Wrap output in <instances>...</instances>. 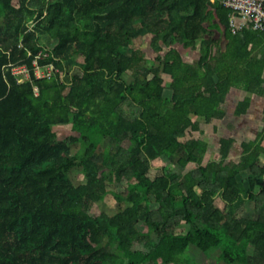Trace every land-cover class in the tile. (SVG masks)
Wrapping results in <instances>:
<instances>
[{"label":"trees","instance_id":"1","mask_svg":"<svg viewBox=\"0 0 264 264\" xmlns=\"http://www.w3.org/2000/svg\"><path fill=\"white\" fill-rule=\"evenodd\" d=\"M229 13L219 0H0V264H187L191 248L264 264V112L236 162L234 137L204 163L208 142L188 136L224 118L231 89H263L259 32L231 33ZM36 59L56 71L36 78ZM64 125L75 135L59 141ZM108 195L117 212L93 216Z\"/></svg>","mask_w":264,"mask_h":264},{"label":"rangeland","instance_id":"2","mask_svg":"<svg viewBox=\"0 0 264 264\" xmlns=\"http://www.w3.org/2000/svg\"><path fill=\"white\" fill-rule=\"evenodd\" d=\"M138 36L141 35V30H139ZM139 42H142V49L144 51H146L147 53L150 54L151 57H154L155 54H153L150 50V47L148 46L149 44V38H144L143 36H141V38H137ZM177 49L181 52L183 59L187 62H192L194 61L197 56L198 53H196L195 50H190V49H182L181 46H177ZM152 61H149L147 63V65H151ZM57 140L59 141H64L66 140L69 136L71 135H75L74 132L71 131L70 126L69 125H64V126H57L53 129ZM228 133H222L221 129H217L215 132L212 131L211 127H206L203 126L202 127V133H191L190 137H201L202 139H205L208 144H209V148H208V153L205 156V160L204 163L208 160H218L219 159V154H218V138L221 137L222 135H227ZM238 139V137H237ZM121 145L123 147H129L130 143L128 141H125L123 143H121ZM77 147L76 145L72 146V148ZM110 148V149H115L117 147V144L113 143V142H108V141H104V143L101 145V148ZM241 149L238 145H234L231 149V153L228 157L227 160H232V161H238L239 155H240ZM264 160V158H262ZM158 165H162V167L166 168V169H173L174 166L171 165L165 158H162L158 163ZM189 169H193L195 168L194 165L189 164L188 165ZM69 178L71 179V181L76 184L78 183L82 177L81 175L77 174V170H74L72 172L69 173ZM116 204L114 199L112 198L111 195H108L104 198L103 201L101 202H97L93 205L92 209H91V214L93 216H96L100 213H105L109 216L114 215L117 212V208H116ZM247 211H251L253 209L252 204L249 205L247 204L246 206ZM101 241L104 242V238H101ZM191 248V247H190ZM189 259L187 264H215V260L214 258H206L203 255H201L197 250H195L194 248L189 249V251L187 252Z\"/></svg>","mask_w":264,"mask_h":264},{"label":"crops","instance_id":"3","mask_svg":"<svg viewBox=\"0 0 264 264\" xmlns=\"http://www.w3.org/2000/svg\"><path fill=\"white\" fill-rule=\"evenodd\" d=\"M249 30L254 32L250 27ZM220 44L222 49H224L226 41L221 39ZM249 47L253 48L252 53L255 57L264 59V32H259L255 41L249 44ZM195 51L198 53L197 50ZM262 79L264 81V68ZM262 87L263 89H258V91H254L252 86L247 90L231 89L221 106L226 114L221 121H213L211 123L212 131L215 132L217 129H221L222 133L227 132V136L235 138L236 142L234 145L238 146L241 142L253 140L263 125L264 85ZM244 99L249 101V107L244 114L235 117L233 114L234 108L239 101ZM262 161L264 160L262 159Z\"/></svg>","mask_w":264,"mask_h":264},{"label":"built area","instance_id":"4","mask_svg":"<svg viewBox=\"0 0 264 264\" xmlns=\"http://www.w3.org/2000/svg\"><path fill=\"white\" fill-rule=\"evenodd\" d=\"M213 2L214 0H210ZM221 5L229 10V28L231 33L242 29L247 24L257 32H264V0H219ZM36 78L49 77L53 71L52 65L40 67L37 59L33 61ZM12 74L18 78V83L28 79L29 71L25 66L12 67Z\"/></svg>","mask_w":264,"mask_h":264}]
</instances>
